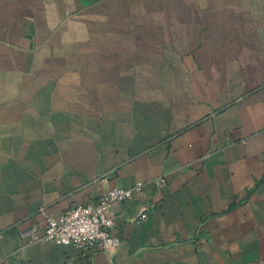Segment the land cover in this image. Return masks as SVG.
I'll return each mask as SVG.
<instances>
[{
  "label": "crops",
  "instance_id": "1",
  "mask_svg": "<svg viewBox=\"0 0 264 264\" xmlns=\"http://www.w3.org/2000/svg\"><path fill=\"white\" fill-rule=\"evenodd\" d=\"M136 183L116 253L23 236ZM0 264H264V0H0Z\"/></svg>",
  "mask_w": 264,
  "mask_h": 264
},
{
  "label": "built area",
  "instance_id": "2",
  "mask_svg": "<svg viewBox=\"0 0 264 264\" xmlns=\"http://www.w3.org/2000/svg\"><path fill=\"white\" fill-rule=\"evenodd\" d=\"M141 186L142 183H136L131 189H111L102 193L93 202L79 204L58 216L48 215L45 217L42 233L36 229H29L23 236L29 238V243L70 244L82 252L116 253L122 242L112 234L114 217L111 206L130 200L134 193L140 191ZM145 217L146 211L134 220Z\"/></svg>",
  "mask_w": 264,
  "mask_h": 264
}]
</instances>
